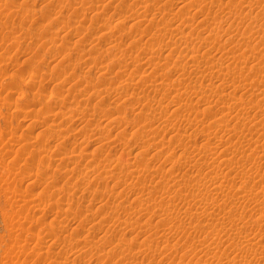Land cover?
<instances>
[{"label": "rangeland", "instance_id": "1", "mask_svg": "<svg viewBox=\"0 0 264 264\" xmlns=\"http://www.w3.org/2000/svg\"><path fill=\"white\" fill-rule=\"evenodd\" d=\"M0 264H264V0H0Z\"/></svg>", "mask_w": 264, "mask_h": 264}, {"label": "bare ground", "instance_id": "2", "mask_svg": "<svg viewBox=\"0 0 264 264\" xmlns=\"http://www.w3.org/2000/svg\"><path fill=\"white\" fill-rule=\"evenodd\" d=\"M212 183H214V182H212ZM217 185V184H216ZM213 186H215V185H213ZM218 186V185H217ZM216 188V187H215ZM219 194V193H218ZM227 232V231H226ZM226 232H224V234L226 233Z\"/></svg>", "mask_w": 264, "mask_h": 264}]
</instances>
